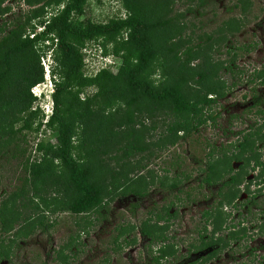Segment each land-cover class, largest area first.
Wrapping results in <instances>:
<instances>
[{
    "label": "trees",
    "instance_id": "obj_1",
    "mask_svg": "<svg viewBox=\"0 0 264 264\" xmlns=\"http://www.w3.org/2000/svg\"><path fill=\"white\" fill-rule=\"evenodd\" d=\"M4 2L5 0H0V17L9 11V7L2 6ZM40 2L41 0H28L30 9L23 13L24 20L13 25V29L0 39V144H8L16 134L25 130L37 132L42 126L57 134L56 143H36L35 152L41 154L39 159H27L23 166L28 175L24 179V186L29 185L35 199L20 192L12 194L0 207V261L9 258L12 244L17 243L22 236H27L37 228L48 232L53 226L54 223L48 222L45 215L40 213L41 206L49 209L51 214L67 213L81 217L85 225H91L93 222L89 220L90 216L99 214L121 189L122 193L129 192L136 200L146 197L150 186L155 184L154 177L138 175L128 179L123 176L124 161L131 159L136 153L148 150L147 146L140 144L134 125L142 124L141 118L153 120L160 116L167 117L171 121L168 120L165 138H169L168 143L173 145L177 139H184L208 122H214L215 112L212 110L227 92L223 83L209 80L213 70L195 74L179 70L177 66L181 62L182 53L170 47L166 50L173 56L169 59L167 56L166 59L162 58L163 63H170V81L160 88L155 87L150 77L159 57L152 46L149 31L164 26L167 22L146 23L129 16L106 24L78 28L75 19L83 13L87 0H68L60 13L43 23L44 31L35 34L33 38L27 36L22 39L26 26L41 13L39 7L34 8ZM51 2L52 0H48L46 3ZM243 4L242 10L247 3ZM228 24V31L232 33L239 28L234 18ZM4 32L5 29L0 27V34ZM123 32L127 34L124 41L126 48L118 74H109L107 78L84 79L87 84L83 85H95L97 92L82 101L78 93L72 92L78 85V80L82 79L84 64L81 46L99 38L113 40ZM50 36L54 37L56 43L58 76L54 81L52 114L46 122L40 121L34 127L37 112L31 111L29 90L43 82L44 78L39 55L34 47L37 41ZM115 53L118 54L117 51ZM183 54L192 55V49H186ZM16 55L29 59L20 67V80L10 85L7 82L15 67L13 57ZM255 72L252 73L254 78L264 85V74ZM213 75L217 77L216 73ZM252 99V106L257 108L261 99L255 95ZM15 124H20L16 130ZM156 128L157 124H154L150 130ZM237 135L239 137L234 143L220 148L217 153L214 149L210 150L208 161L196 176L199 188L216 187L217 199L213 210L220 212L216 221L211 218L210 208L203 213L205 218L211 219V234L204 232V226L199 243H192L183 256L178 255V247L168 235L169 221L177 215L176 212H170L175 204L170 202L161 208H151L136 225L128 223L117 226L112 241L116 248L121 246L118 243L120 238L126 236L123 238L126 245L136 244L139 238L145 241L147 256L146 261L139 264H205L224 250L229 241L243 237V231L230 232L226 238L214 237L222 230L219 219L222 209L235 205L242 191L249 189L252 182L246 184L244 180L251 163L252 171L255 168L261 170L254 179L255 186L262 183L264 186V163L260 160L257 149L258 143L264 141V125L259 129L250 127ZM159 146L163 147L162 144ZM216 154L220 158H215ZM100 156L113 161L116 168L107 172V166L98 167L92 163ZM233 163H238L237 169L233 168ZM178 176L171 180H160L158 186L169 193L175 192V199L179 202L184 187L181 183L185 182L180 181ZM106 178L110 180V185L105 183ZM189 179L190 175L184 174L183 180ZM185 194L186 198L190 197L189 193ZM29 200H37L32 206L33 217L24 218L19 210L25 209ZM16 202L19 203V208H16ZM7 204H11L10 208ZM258 215L260 221L257 220L256 226L264 233V210ZM21 219L23 222L16 229L14 224ZM131 233H134L133 237L129 236ZM6 235L8 237H3ZM76 242L75 237H71L59 247L54 258L57 264H71L73 256L68 253ZM208 249L211 251L199 258L201 262L190 256L193 252Z\"/></svg>",
    "mask_w": 264,
    "mask_h": 264
},
{
    "label": "rangeland",
    "instance_id": "obj_2",
    "mask_svg": "<svg viewBox=\"0 0 264 264\" xmlns=\"http://www.w3.org/2000/svg\"><path fill=\"white\" fill-rule=\"evenodd\" d=\"M47 1L41 0L39 4H33L34 8L39 7L41 13L31 21V25L26 26L22 39L60 13L68 2L52 0L47 4ZM243 2L247 3L244 10ZM2 6L9 7V11L0 17V27L5 29L0 34V39L13 29V25L22 22L23 13L30 9L28 0H5ZM129 16L146 23L167 22L166 25L149 31L152 46L159 57L150 77L155 87L160 88L170 81V63H163L162 60L163 57L166 59L167 56L169 59L173 56L167 53V47L182 53L181 62L177 66L179 70L188 74L213 70L209 80L223 83L227 90L226 96L212 110L215 112V121L208 122L188 137L179 138L171 145L168 143L169 138H165L169 120L167 117L160 116L153 120L141 118L142 124L136 123L134 129L140 144L147 146L148 150L136 153L131 159L124 161L123 176L128 179L138 175L154 177L155 184L150 186L148 195L136 200L129 192L122 193L121 189L99 214L90 216L89 220L93 222L91 225H85L81 217L67 213L51 214L49 209L41 206L40 213L45 215L48 222H53V226L48 232L37 228L27 236L19 238L17 243L12 244L9 258L0 261V264H57L54 260L55 252L71 237L77 240L68 253L73 256L71 264L143 263L147 259L145 241L138 238L136 244L126 245L123 242L125 236L118 240L121 246L116 248L112 243L116 235L115 228L128 223L136 225L151 208H161L170 202L175 203L170 212H176L177 215L169 221L168 235L180 253L186 251L187 245L197 241L198 233L204 226V232L211 234L213 227L210 219L202 214L209 207L208 200L215 197L216 187L199 188L196 176L208 161L210 150L214 149L217 153L220 148L234 143L239 137L238 132L250 127L259 129L264 125V85L252 75L254 71L264 74V0H87L83 13L75 19V24L78 28H86ZM233 18L239 25L234 33L228 31V22ZM126 37L127 34L123 32L113 40L99 38L81 46L84 64L82 79L78 80V85L72 92L78 93L82 101L97 92L95 85L84 86L83 84H87L84 79L107 78L109 74H118L122 55L125 53ZM188 48L192 49L190 56L183 54ZM34 49L39 55L41 67L43 68V60L49 67L51 82L50 88L48 81L43 78V82L29 90L31 111L37 112L35 127L38 122H44L47 114L52 111L54 81L58 76L54 37L37 41ZM194 55L196 56L193 58ZM28 59H24L22 55L13 57L15 67L7 84L11 85L20 80V67ZM213 73L217 77H213ZM37 85H40L39 96L32 92ZM253 95L261 99L257 108L252 106ZM7 116L10 118L8 114ZM154 124H157V128L150 130ZM19 126L20 124H15V130ZM56 136L54 131L42 126L37 132L25 130L16 134L8 144H0V207L12 194L22 192L29 198H34L29 185L24 186V179L28 175L23 166L27 159H39L41 154L35 152L36 143H56ZM160 144L163 145L162 148ZM257 149L264 162V141L258 143ZM215 158H220V155L216 154ZM92 163L98 167L107 166V172L116 168L113 161L105 160L102 156ZM232 166L236 168L238 163H233ZM139 167L144 169L140 170ZM247 171L248 178L255 176L251 166ZM184 174L190 175L188 181L183 180ZM176 175H179L180 181L185 182L181 183L184 187L179 202L175 199V192L169 193L158 186L160 180H171ZM105 183L110 185V180L106 178ZM250 189L256 191L252 186ZM261 189L260 196L254 200L256 203L264 201V187ZM185 193H189L190 197L186 198ZM29 201L25 209L19 210L24 218L33 217L32 206L37 200ZM15 205L19 208L18 202ZM10 206L11 204H7L8 208ZM237 209L238 211L232 212L227 223H233L236 231H245L246 236L229 241L228 246L208 264H264V233L256 226L257 220L260 221L258 214L264 210V202L258 208L249 204ZM248 209L251 213H248ZM21 220L14 224L16 229L23 222ZM133 235L134 233L129 234L130 237ZM220 236L225 237V232L216 235Z\"/></svg>",
    "mask_w": 264,
    "mask_h": 264
},
{
    "label": "flooded vegetation",
    "instance_id": "obj_3",
    "mask_svg": "<svg viewBox=\"0 0 264 264\" xmlns=\"http://www.w3.org/2000/svg\"><path fill=\"white\" fill-rule=\"evenodd\" d=\"M259 81V80H258ZM253 103V102H252ZM260 160H261V156H260ZM262 161V160H261ZM263 162V161H262ZM264 163V162H263ZM238 167V166H237ZM237 167L236 168H234V169H237ZM253 167V163H251V168ZM250 171V170H249ZM252 171V170H251ZM259 171H261L260 169H258V168H255V170H253V172H255V176H251L250 178H248L249 176L247 175V173H246V176H245V183L246 184H249V181H251L252 183L249 185V189L248 190H246L245 191V189H244V191H242V193H241V196L239 197V199H237V201L235 202V205H229V206H225V208L224 209H222V211L223 212H221V214H220V220H221V223H222V230H221V234L223 233V232H225V238H226V236L230 233V232H242V231H236V226L233 224V223H227V220H228V218L231 216V214H232V212H236V211H238V207L240 208V207H243V206H245V205H254V206H257V208H258V206H261V204H262V202H264V201H261V202H259V203H256L254 200H255V198H257V197H259L260 196V192L262 191V189L261 188H263L264 186H263V183L262 184H260V185H257V186H255V184H254V182H255V178L257 177V175H258V172ZM257 181H259V180H257ZM262 182H264V178H262ZM244 183V184H245ZM251 186L252 187H254L255 188V190L257 191H250L251 189ZM241 188L243 189L244 187L243 186H241ZM216 193H215V197L214 198H211V199H209L208 201H209V207L208 208H210L209 209V211L211 212V218L213 219V221H216V219H217V216H218V212L219 211H217L216 212V210H213V207H215V205H214V203H215V201H216ZM261 210V209H260ZM204 211H206V210H204ZM204 211H203V213H204ZM209 212V213H210ZM220 213V212H219ZM248 213H251V211H249V209H248ZM203 215V214H202ZM247 215V214H246ZM207 219V218H206ZM210 221H211V219H210ZM209 221V222H210ZM233 226H235L234 228H233ZM226 228V229H225ZM244 229V228H243ZM243 233H245V235L243 236V237H245L246 236V232L245 231H243ZM199 234V237H198V239H197V241H195V242H192V243H195V244H198L199 243V239H200V235L202 234V232H200V233H198ZM219 234V233H218ZM216 235L217 234H215V238H216ZM240 235V234H239ZM243 237H241V238H243ZM240 238V239H241ZM237 240H239V239H237ZM232 241V240H231ZM192 243L191 244H189V245H187V247L185 248V250L187 251V249H189V246L190 245H192ZM178 251H179V249H178ZM186 251H183V252H181L180 253V251H179V253H177L178 255H180V256H183L184 255V253L186 252ZM209 251H211V249H208V250H204V251H199V252H193V253H191L190 254V256L192 257L193 256V258H196V259H201L202 257H205L206 255H207V253L209 252ZM219 255V254H218ZM216 257V256H215ZM215 257H213L211 260H208L205 264H208V263H210L211 261H213L214 259H215ZM199 259V260H200ZM198 260V261H199ZM199 262H201V260L199 261Z\"/></svg>",
    "mask_w": 264,
    "mask_h": 264
},
{
    "label": "built area",
    "instance_id": "obj_4",
    "mask_svg": "<svg viewBox=\"0 0 264 264\" xmlns=\"http://www.w3.org/2000/svg\"><path fill=\"white\" fill-rule=\"evenodd\" d=\"M44 31V26H38L37 29L34 31V33H29V38H33L35 36V34H39L40 32ZM42 65H43V71H44V78H45V81H48V86H50L51 88V82H50V79H49V67L47 65L44 64V60L42 61ZM40 85H37V87H35L32 92L33 94H35L36 96H39L40 95V88H38ZM42 86H45V85H42ZM47 87V86H45ZM52 114V111H50L49 114H47L46 116V120L45 122L48 120L49 116Z\"/></svg>",
    "mask_w": 264,
    "mask_h": 264
},
{
    "label": "bare ground",
    "instance_id": "obj_5",
    "mask_svg": "<svg viewBox=\"0 0 264 264\" xmlns=\"http://www.w3.org/2000/svg\"><path fill=\"white\" fill-rule=\"evenodd\" d=\"M49 92V91H48Z\"/></svg>",
    "mask_w": 264,
    "mask_h": 264
}]
</instances>
